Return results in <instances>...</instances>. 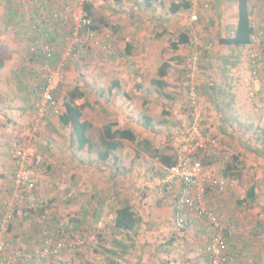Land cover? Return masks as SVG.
<instances>
[{
    "label": "rangeland",
    "instance_id": "374dc122",
    "mask_svg": "<svg viewBox=\"0 0 264 264\" xmlns=\"http://www.w3.org/2000/svg\"><path fill=\"white\" fill-rule=\"evenodd\" d=\"M176 1L155 0L148 7L145 0H89L87 5L92 8L88 12L92 23L99 28L97 40L70 58L65 52L72 44L71 22L54 18L52 21L49 18L51 11L44 10L43 21L38 26L42 27L45 20L65 26L63 39L56 41L54 38V42L49 36L39 38L38 45L45 41L54 44L55 60L47 65H43L38 57L31 60L36 38L30 39L25 34L20 37L14 26L6 31L14 32L12 37L1 33L0 26V60L4 64L0 67V100L3 96L7 100L0 101V111H4L0 124H6L10 129V159L13 161L14 144L19 143L27 149L31 171L39 184L36 211L30 217L16 215V219L22 218L32 225L27 219L45 216L58 224L69 218L72 223L68 237L81 242L76 250L63 252L67 256H61V260L54 258L51 264H83L88 254L93 255L94 262L100 261L98 257L102 260L117 258L113 253L100 252L115 248L111 242V233L116 234L113 217L115 210L123 204L122 195L128 192L125 185L133 179L140 181L145 177L152 185L159 183L156 186L160 187L155 189L158 190L155 194L158 201L168 195L162 190L165 188L161 181L169 174L157 167L159 161L156 158L141 162L142 154L137 155L135 143L123 141L128 150L120 149L116 153L119 158L116 167L111 161H99L97 151H77L71 129L60 122L64 102L75 88L85 93L84 98L75 103L85 104L82 121L92 125L87 134L94 142H99L105 126L118 120L125 126L130 117L141 140L147 132L143 127L145 114L155 118V125L169 126L175 134L169 131L162 136L176 138L177 148L183 150L181 159L200 161L208 174L228 182L223 191L215 189L208 194L206 204L228 225L231 264H264V195L255 200L245 198L253 183L264 190V176L258 170L264 169L260 164H264L261 161L264 155H260L264 148H259V144L264 145V127L260 125L264 114V91L263 86L252 82L249 73L250 46L234 48L220 44V39L234 32L237 4L235 0H209L207 7L195 9L199 19L192 21L190 9L176 14L170 11V5ZM4 11L0 7L1 15ZM179 22L184 26H177ZM31 32L36 34V31ZM182 33L189 36V44L173 50L171 44ZM100 45L106 49H99ZM165 62L171 64L165 79L168 87L160 89L154 80L158 79V68ZM50 74H58L54 91L58 93L61 114L53 120L41 121L36 117L34 103L40 86ZM34 75L36 80L27 84L32 90L25 89L20 93L21 97L27 95L30 102L18 97L14 101L10 91L20 88V78L27 81ZM117 82L121 88L115 87ZM254 90L261 95V107L250 97ZM165 92L171 97L165 98ZM192 92L197 95V105L192 101ZM18 93L19 90L17 96ZM222 117L228 119L234 133L228 132L226 127H222L220 133L209 131V125L218 120L222 124ZM162 136L157 139L161 143ZM234 158L238 159V170L234 173L240 176L225 177L223 171L228 163L233 164ZM230 182L235 184L230 185ZM133 188L130 186L131 190ZM135 196L130 202L136 209L139 198ZM172 199L176 201L174 197ZM39 209L44 213L38 214ZM260 236L263 240L257 239ZM116 250V254L118 251L124 254L122 248Z\"/></svg>",
    "mask_w": 264,
    "mask_h": 264
},
{
    "label": "crops",
    "instance_id": "0c3cea01",
    "mask_svg": "<svg viewBox=\"0 0 264 264\" xmlns=\"http://www.w3.org/2000/svg\"><path fill=\"white\" fill-rule=\"evenodd\" d=\"M154 1L155 0H152L150 6L149 5L147 6L151 7ZM66 2L68 3L69 0H1L0 7L5 10L2 13V15L0 13V26H1V30H3L1 33L9 34L10 36L14 37L15 34L14 32L12 33L6 32L9 31L11 26H14L18 28L19 36L22 38L25 34V36H29L30 39L33 38L39 39L44 36L45 37L49 36L50 38L53 37L56 39V41L61 38L63 39L65 35L64 34L65 31L63 32V28L65 27L64 24L54 25V23L46 22V20L44 22L45 27L44 25H42V27L38 26V24H40L41 20L43 21L44 10L51 11L50 14L51 16H49V18L53 21L52 19L53 15L59 10H61L63 7L62 5ZM16 22L19 23L18 26L15 25ZM179 25H181V27L184 26V24L182 26L181 22L177 24V26ZM30 27L33 31H36V34H33L30 31ZM31 33L32 35H30ZM33 48L35 51L31 55V60L38 57L39 60H41V63L44 65L45 61L43 60V56L42 57L38 55L35 56V53H37L42 48V44L38 45L37 43H34ZM54 60L55 59H53V61ZM26 65H31V63H26ZM32 65L34 66V64ZM17 79H19V77ZM35 80H36L35 75L31 76L30 79H28L27 81H24V78H20V81L22 83H19L21 84L20 86L17 85L20 88L16 89L15 87L13 88V90L10 91V95L12 96L13 100L15 101L16 100L15 98L18 97V98H23V100L30 102L29 97L27 95L21 97L20 93L25 89L27 90L29 88L27 84ZM114 85L116 87V83ZM17 90H19L18 96H17ZM28 90L31 91L32 88ZM263 91H264V86H263ZM169 95L170 94L165 92V98H170L171 96L169 97ZM2 100H5L7 102L4 96L3 99L1 98L0 101ZM30 107H31V103H30ZM3 112L4 111H0L1 118H3L4 116ZM16 116L19 117L20 114ZM125 117H123V119L126 120ZM149 117L151 116L149 115ZM151 118H152V122H151L152 125L149 126L148 128H144L145 130H147V132L145 131L143 139L149 141L151 147L159 149L161 151V154L168 157L177 156L180 161L181 160L180 154L183 153V150L181 148L180 151L177 148L176 138L173 140V138L169 136L167 139L166 136H162V134H166V133L168 134L169 131L172 130H169V126L167 125L165 126L155 125V118L153 117ZM18 120L20 121L21 118L20 119L18 118ZM227 120H228L227 118L222 117V124L218 120L216 124L209 125L211 126V128H208L209 131L213 134L220 133V131L222 130L221 128L226 127L228 132L234 133L233 127L229 126ZM117 123L118 126L116 128L122 127V128L130 129L134 131L138 136L140 135V132L133 127V119L131 117L129 118L125 126L120 125L119 120ZM13 125H15V122ZM260 125L264 127V114L262 117V121L260 122ZM9 131L10 129L8 128V125L0 124V215L3 214L4 211V205H3L4 201L6 200L7 197H11L12 195L13 184H14L15 166L9 156V150H11L12 147L11 146L12 141H10L11 138L8 136ZM150 132L152 133L149 136ZM172 134H175V132L172 131ZM161 136L163 137L162 140L163 143L157 140L158 138L161 139ZM227 139H230V137L228 136ZM262 141L264 142V139H262ZM259 143L262 142L260 141ZM126 147H127L126 144H124L123 149L128 150V148ZM259 148L261 149L264 148V145L259 144ZM136 149L138 152L137 155L142 154L141 162H144L145 161L144 159L146 160L155 159L145 149L143 148L141 149L138 146L136 147ZM132 154L133 153L131 151V155ZM260 155L263 156L264 153ZM261 161L264 162V157L261 158ZM260 164H261V168H264V164L262 163ZM157 167H159V169L160 168L164 169L168 173V169L163 164L158 162ZM258 170L259 173L262 176H264V169H258ZM133 181L127 183L126 185L123 182L125 187L127 186L128 192H125L124 195L122 196H123V200L129 199L130 201L132 199L131 197L135 198L137 197L135 195H138L139 199H137L138 200L137 202L138 207L136 208L137 210L134 208L136 217L139 220L138 226L133 231H118L116 229V234H114L113 232L111 233L112 235L111 242L115 244V248L111 249V247H109L108 250H102V252L100 253L101 254L113 253L114 255L117 256V258L110 257V258H103L102 260L101 257H98L100 261L94 262L93 255L88 256L89 255L88 254L83 264H206L207 256L205 253V247L209 238L207 235L212 234V228L209 226L208 223H207L208 225L202 224V222L199 221L198 219L204 221L206 220L199 218L196 215V213L190 211H187L189 222L186 225V227L183 230H180L177 227L175 204L177 201L176 198L180 194V187H181L180 183L178 181H171L166 174L165 179L161 181V186L163 185L162 187L165 189L162 190L166 191L168 195H164L163 198L158 197L160 199L158 201L156 200L155 197V194H157L158 190L155 189L156 187H160V186H156L159 185V183H155L154 185H152L147 181V178L145 177L140 181L138 180V178L133 179ZM132 185L134 186L133 190L130 189V186L132 187ZM252 186H255V194H256L255 199L257 197H262V195H264L263 189H260L254 183L250 186V188ZM147 188L148 189L152 188L153 190L148 191ZM249 189L245 193L246 195L245 198H248L247 195L249 193L248 192ZM127 193H130V195H127ZM173 197L174 200H176L175 202L171 201ZM153 200L156 201L153 203ZM159 205H161V207ZM118 209L115 210V215L113 219H115L116 211ZM217 215L219 216V214ZM51 224L54 225L55 223L51 221ZM226 237L229 246V242H231L230 241L231 234H228V231ZM10 238L12 239L11 250L13 252L22 251L25 254H27L31 252L33 249H36L42 245L41 227L37 223L32 222L31 225L28 222L25 223L22 220V218H20V220L17 219L12 226ZM257 239L263 240L262 236H260ZM117 248H122L124 254H122L120 251H118L116 254L115 251H117L116 250ZM61 256L65 258L67 256V253H62ZM61 256L59 257L58 260H61ZM231 259L233 260V258ZM45 263L51 264V262L29 260L27 257L19 261V264H45Z\"/></svg>",
    "mask_w": 264,
    "mask_h": 264
},
{
    "label": "built area",
    "instance_id": "2783aa9c",
    "mask_svg": "<svg viewBox=\"0 0 264 264\" xmlns=\"http://www.w3.org/2000/svg\"><path fill=\"white\" fill-rule=\"evenodd\" d=\"M207 2L209 0H189L190 10L193 12L192 21H198L199 15L196 10L200 6L207 7ZM88 3L89 0H70L67 5L53 15L54 20L66 19L72 24V44L66 49L67 58L76 55V52L91 46L97 40V31L93 30L90 14L85 8ZM251 5V24L254 34L252 43L249 45L251 48L248 57L249 73L252 82L262 87L264 86V0H251ZM99 49L104 51L106 47L100 45ZM42 51L48 62L54 58L53 43H43ZM193 59L194 61L198 60L196 56ZM57 75L47 76L39 88L34 111L36 117L41 121L53 120L61 114L59 103L53 95L54 81ZM250 97L258 107H261V95H258V90L251 92ZM191 98L194 105H197L199 101L194 92L191 93ZM13 149V161L16 167L13 194L4 202V211L0 215V264H19V261L26 257L29 260L51 262L52 259L59 258L63 252L76 250L77 245L81 242L70 240L63 226L55 231L43 225L40 247L27 254L11 250L10 224L13 223L17 214L27 217L30 211H35L39 195L38 180L31 171L27 149L19 143L14 144ZM168 174L171 181H178L181 185L175 205L177 227L183 230L188 224L187 211L194 212L199 218L205 219L212 228V234L209 235L205 247L206 264H231L226 237L228 225L223 222L213 208L206 204V196L215 189L223 191L228 182L212 177L206 172L200 161H191L188 158H182L177 165L168 168ZM234 184L235 182H230V185Z\"/></svg>",
    "mask_w": 264,
    "mask_h": 264
},
{
    "label": "trees",
    "instance_id": "16d2710c",
    "mask_svg": "<svg viewBox=\"0 0 264 264\" xmlns=\"http://www.w3.org/2000/svg\"><path fill=\"white\" fill-rule=\"evenodd\" d=\"M121 1V0H117ZM152 0H146L147 5L150 6ZM237 4V21L234 32L232 35H228L225 38L220 39L221 45H227L234 48H244L249 46L252 43V36L254 34V29L251 24V15H252V5L251 0H235ZM6 6V5H5ZM191 5L189 0H178L173 2L170 6V11L173 14L180 12L181 10L190 9ZM87 11L91 12V6L86 5L85 7ZM20 23V21H19ZM93 30L98 31L99 28L93 22ZM32 31V30H31ZM54 42V38H51ZM189 36L185 33L180 34L178 40L171 44L173 50H178L181 45L189 44ZM46 43L48 41H45ZM34 43L39 44V39L34 40ZM51 43V42H48ZM43 44V43H42ZM130 53V50H128ZM43 56V60L45 63L48 62L46 60L42 48L35 53V56ZM55 57V53H54ZM55 59V58H53ZM53 59L50 62H53ZM3 61L0 60V67H2ZM171 68V64L169 62L163 63L157 71L158 79L154 80V83L160 88L164 89L167 87V83L165 81L166 77L169 74V70ZM116 87L121 88V84L116 83ZM55 99H58V93L56 91L53 92ZM85 93L81 91L79 88H75L72 92L69 93V99L64 102V112L60 116V122L63 126L71 129L73 144L76 146L77 151H83L84 149H88L89 151H97V158L101 162H109L113 167L116 166L119 161L116 153L124 148V140H127L131 143L137 144L139 148L145 149L148 153L152 155V157L156 158L159 163L163 164L167 169L171 168L178 164L179 158L176 157H168L161 154L159 149L153 148L150 146V142L147 140H141L139 136L132 130L126 128H116L118 126L117 122H113L108 124L103 128V133L100 137L99 142H94L90 137H88V130L92 127L89 122L82 121L83 118V108L85 104L77 105L75 102L78 99L84 98ZM152 118L148 115H144L143 117V127L148 128L151 126ZM234 162L228 163L227 167L223 171V175L225 177H229L232 175L240 176L239 173H234V170H238V159L234 158ZM235 163V164H234ZM248 198L251 200H255V186H252L248 191ZM178 198H176L177 200ZM36 211V210H35ZM30 211L27 217H30L33 212ZM44 210L39 209L38 214H43ZM18 215V214H17ZM18 218V217H17ZM16 218L13 223L9 226V234L11 236V230L13 224L16 222ZM27 221H32L33 223H37L41 227V232L43 225L48 227L51 230H58L63 226L64 230L69 234L70 224L72 223L69 218L62 220L58 224L55 223L51 226V221L45 216L39 217V219H27ZM67 221L69 222L67 224ZM43 222V223H41ZM139 224V220L136 217V213L134 211V206L129 200H124L122 206L116 211V216L114 219V227L118 231H133ZM58 232V231H57ZM11 239V238H10ZM61 256V255H60Z\"/></svg>",
    "mask_w": 264,
    "mask_h": 264
}]
</instances>
